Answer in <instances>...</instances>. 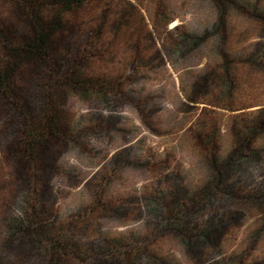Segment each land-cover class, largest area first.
I'll return each mask as SVG.
<instances>
[{"label": "trees", "instance_id": "16d2710c", "mask_svg": "<svg viewBox=\"0 0 264 264\" xmlns=\"http://www.w3.org/2000/svg\"><path fill=\"white\" fill-rule=\"evenodd\" d=\"M208 1L216 9L217 20L211 28L220 42H224L229 31L230 7L238 15L254 20L264 38V14L253 4L244 9L237 0ZM161 4L159 1L155 16L164 19ZM131 9L138 7L128 0H0V134L5 133L7 137L0 154L6 163L14 161L15 178L11 185L13 206L1 223L0 248L5 251L23 245L24 250L20 251L24 260L20 264H31L32 258H35L34 264H88L94 257L104 264H168L146 247L150 236L102 235L96 241L80 238L89 226L85 218L96 208L102 212L106 209L107 204L100 201V185H106L103 179L95 194L97 205L80 208L68 224L59 225L52 220L53 213L46 205L49 197L44 172L55 166L51 160L54 152L72 141L75 129L65 119L62 101L77 94L107 104L113 95L121 92L128 73L137 78L153 70L151 60L146 57L163 58L155 53L159 51L155 36L152 29L144 27L142 20H135L132 29L128 27L134 17ZM174 20H164L161 31L154 26L166 39L172 34L175 36L168 48L164 46L168 54L172 52L181 57L186 51L199 49L208 39L211 31L196 35L180 31V26L169 29ZM120 31H126L131 45L128 50L132 51L129 57L121 59L125 71L114 78L106 70L92 73L90 69L98 59L106 58L110 37L115 40ZM149 40L153 47L145 52L144 42ZM219 43L214 64L194 77L186 89L188 102L193 100L195 92L209 93L201 104L212 111L204 109L188 130L192 131L199 163L206 169L205 179L195 188L185 189L184 180L172 174V188L158 191L150 205V213L160 227L157 236L165 231L175 233L195 263L201 261L204 252L206 255L216 250L225 220L235 218L224 219L213 215V211L196 228L192 214L214 200L263 208L261 226L251 237L264 233V177L261 178L264 175V103L251 107L241 105L236 94L240 88L238 79L232 70L234 58ZM244 57L242 61L250 68L264 73L263 43H256ZM116 58L117 55L111 59L116 61ZM136 107L145 120L142 107ZM214 111L232 113L233 119L227 125L230 139L224 153L223 125L216 117L203 119L207 112ZM119 159L118 156V161L111 162V170L126 163L135 167L142 165L137 160ZM4 251L0 254V264H14ZM246 261L247 258L229 257L208 264H256V261Z\"/></svg>", "mask_w": 264, "mask_h": 264}, {"label": "rangeland", "instance_id": "374dc122", "mask_svg": "<svg viewBox=\"0 0 264 264\" xmlns=\"http://www.w3.org/2000/svg\"><path fill=\"white\" fill-rule=\"evenodd\" d=\"M128 1L138 7L131 9L134 17L129 20L128 27L132 29L135 20H142L144 27L152 29L155 36L159 50L155 53L163 58L146 57L151 60L153 70L137 78H132V74L128 73L123 80L121 92L113 95L107 104L77 94L62 101L65 119L70 121L75 129L72 141L62 144L54 152L51 160L55 166L44 172L43 178L48 183L49 197L46 205L49 212L53 213L52 220L59 225L68 224L73 221V216L80 208L96 206L95 194L99 190V182L103 179L106 185H100V201L107 204L106 209L102 212L96 208L85 218V224L89 226L84 228L80 236L83 241L90 238L96 241L102 235H144V238L151 237L145 244L148 250L156 253L158 259L167 261L168 264H208L215 259L225 260L229 257H237L239 260L247 258L246 263L256 261V264H264V233L261 232L257 238L251 237L261 226L260 214L263 211V208H258L255 204L230 205L226 201L214 200L200 212L192 214L193 220L197 222L196 228L200 227L199 223L213 211V215L224 219L235 217L225 220L221 235L217 238L216 250L206 255L204 252L200 262L195 263L189 257L175 233L165 231L157 236L160 227L150 213V205L154 202L157 192L172 188V174L184 180L185 189L195 188L206 176V169L199 163L198 153L193 147L192 131L188 130L202 111L207 109L201 104V100L207 99L209 93L195 92L193 100L188 102L186 89H189L194 77L201 75L215 62V52L220 39L211 27L216 23L217 14L215 7L208 0ZM159 1L164 5V19L155 16L160 8ZM237 1L244 9H249L253 4L259 13L264 14V0ZM229 9V31L224 42H220L218 46L221 44L223 50L230 53L231 59L234 58L232 70L236 72V75H233L238 79L240 88L236 94L241 100V105L251 107L263 104L264 73L250 68L242 58L251 52L256 43L264 44V38L254 20L231 11L234 9L232 7ZM169 18L175 19L169 29L180 26V31L183 29L196 35L211 31L208 39L199 49L186 51L181 57L172 52L168 54L164 46L168 48L175 36L172 34L166 39L167 36L160 35L155 27L161 31L164 20ZM126 38V31H120L115 40L110 37L106 58L98 59L90 71L94 73L93 70H106L113 78L123 74L125 66L121 59L129 57L132 52L128 50L131 45ZM144 44L145 52H149L153 47L150 40ZM105 45L107 46V42ZM116 55V61H112L111 58ZM136 105L142 107L145 120L141 119ZM214 112H207L203 119L216 117L223 125L224 153L229 144L227 125L233 119L232 113ZM12 114L15 115H9ZM4 134H0V149L7 138ZM118 156L120 161L137 160L142 165L135 167L126 163L121 168L111 170V162L114 159L118 161ZM13 164L14 161L6 163L0 154V228L3 216H7V210L13 206ZM263 177L262 174L261 178ZM1 239L2 237L0 245ZM21 248L24 250L23 245ZM21 248L13 247L5 251L0 248V254L4 251V255H9L11 263L20 264L24 260ZM35 262V258H32L31 264ZM88 264L104 262L94 257Z\"/></svg>", "mask_w": 264, "mask_h": 264}]
</instances>
